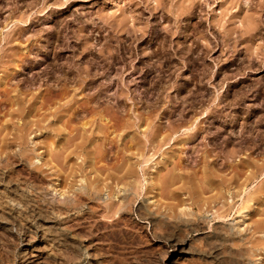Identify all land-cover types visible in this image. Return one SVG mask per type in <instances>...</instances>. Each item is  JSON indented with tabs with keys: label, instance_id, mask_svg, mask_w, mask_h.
<instances>
[{
	"label": "clouds",
	"instance_id": "clouds-1",
	"mask_svg": "<svg viewBox=\"0 0 264 264\" xmlns=\"http://www.w3.org/2000/svg\"><path fill=\"white\" fill-rule=\"evenodd\" d=\"M0 264H264V0H0Z\"/></svg>",
	"mask_w": 264,
	"mask_h": 264
}]
</instances>
